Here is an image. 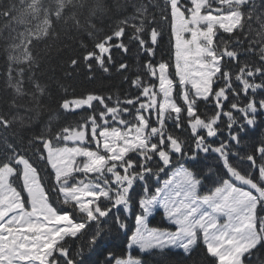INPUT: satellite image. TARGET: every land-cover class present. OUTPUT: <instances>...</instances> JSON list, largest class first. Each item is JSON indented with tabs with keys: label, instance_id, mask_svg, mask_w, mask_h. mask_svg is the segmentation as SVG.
Segmentation results:
<instances>
[{
	"label": "trees",
	"instance_id": "1",
	"mask_svg": "<svg viewBox=\"0 0 264 264\" xmlns=\"http://www.w3.org/2000/svg\"><path fill=\"white\" fill-rule=\"evenodd\" d=\"M175 1L0 0V169L14 171L9 185L25 196L16 161L26 159L52 208L75 224H87L85 214L62 201L45 146L69 147V137L83 133L84 149L105 160L93 173L80 172L79 161L77 173L65 182L95 184L107 198L90 207L95 220L66 237L48 264H113L124 259L136 218L143 214L140 202L155 196L177 168L193 176L198 197H210L222 181L258 197L256 230L262 241L242 261L264 264V2L252 13L249 6L233 5L241 14L239 27L229 33L214 29L212 48L220 69L208 100L195 99L186 87L193 118L186 116L176 88L173 101L182 114L178 120L166 114L146 151L112 160L101 149L100 133L118 129V122L127 131L138 128L142 118L148 137L157 132L163 97L158 69L165 67L169 79L178 82L170 16ZM177 7L185 16L191 10L186 0ZM75 102L86 106L75 108ZM122 144L118 140L113 150L120 151ZM240 163L247 170H240ZM147 226L173 230L161 212ZM132 257L141 264H217L201 245L187 256L134 250Z\"/></svg>",
	"mask_w": 264,
	"mask_h": 264
},
{
	"label": "rangeland",
	"instance_id": "2",
	"mask_svg": "<svg viewBox=\"0 0 264 264\" xmlns=\"http://www.w3.org/2000/svg\"><path fill=\"white\" fill-rule=\"evenodd\" d=\"M188 1L193 5L190 17L180 18V14L176 10L173 17L174 26H176L177 32L179 31L178 42L181 53L189 66L188 68L177 57L176 76L182 89L187 86L196 98L205 100L207 94L210 93L211 80L217 76L220 66L219 59L213 56V27L237 28L240 24L238 12L227 11V9L234 4L243 6L247 3H254L256 0ZM182 19L185 23L177 25ZM187 21L195 23L196 27L190 26L192 24ZM183 36H187L188 41ZM210 70H213L214 74L207 75ZM158 75L159 89L163 99L164 96L166 97V106L162 110V115L170 111L177 118L180 111L171 101L174 85L168 88V92H165V86L169 84L166 68L160 67ZM183 100L187 105L188 117L194 116L193 110L188 106L184 97ZM78 103L80 104V102ZM79 104H74L73 107L84 105V103ZM118 125L119 128L112 132L102 131L100 133L102 151L110 153L117 145L118 140H128L129 142L137 140L140 141L137 144L139 148H146V131H143V122L139 125V130L138 128H127L130 129L127 133L122 132V128L126 127L124 123L118 122ZM106 133L109 135H105ZM80 135L84 136L83 133L71 135L67 141L69 145L67 148L53 150L46 144L48 164L57 178L62 175L69 177L75 163L79 160L84 162L82 163L83 169L86 171H93L102 164L100 160L103 158L97 153L82 149L85 144L79 137ZM124 135L126 136L124 137ZM18 163L23 167L22 181L25 196H21L8 185L9 177L12 176L11 169L8 167L0 169V264H45L41 260L53 255L55 251H53V247L61 241L65 232L67 235L74 233L73 225L75 224L67 218L57 217L51 212L35 171L23 160H18ZM238 166L240 170H247L242 163ZM173 183L177 184L182 191L170 189V197L160 196V192H164ZM197 187L198 183L190 173L182 168L174 170L170 180L161 185L156 197L140 202L143 214L136 219L131 243L140 235L151 211L157 207L156 210L163 213L166 223L176 225L174 220L176 217L179 219V221L177 220L178 229H186L187 232L184 230L183 237H180L174 233L145 228L136 244V249L141 253L147 254L152 250H172L188 254L195 248L200 238V245L205 246L213 257L217 256L218 264H241L243 256L261 242L254 228V211L257 201L251 199L252 195L247 191L236 189L230 184H225L222 187L221 195L224 201L218 198L210 203V200L200 199V202L204 203L202 204L194 202L197 197H190L193 201L187 200L188 197L185 194L196 192ZM74 191L72 193L76 200H79L86 210L82 207L79 208L88 216H90L92 200L107 197L100 187L94 185H86ZM62 192L65 195L70 194L68 197L75 200L72 193ZM63 197L67 200L65 196Z\"/></svg>",
	"mask_w": 264,
	"mask_h": 264
}]
</instances>
